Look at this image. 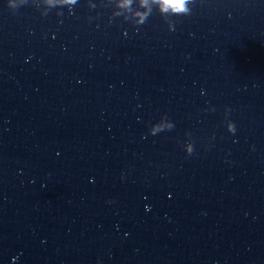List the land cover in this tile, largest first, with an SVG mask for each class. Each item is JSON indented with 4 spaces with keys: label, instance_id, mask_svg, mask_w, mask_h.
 Instances as JSON below:
<instances>
[{
    "label": "water",
    "instance_id": "obj_1",
    "mask_svg": "<svg viewBox=\"0 0 264 264\" xmlns=\"http://www.w3.org/2000/svg\"><path fill=\"white\" fill-rule=\"evenodd\" d=\"M187 7L0 0V264H264V0Z\"/></svg>",
    "mask_w": 264,
    "mask_h": 264
},
{
    "label": "clouds",
    "instance_id": "obj_2",
    "mask_svg": "<svg viewBox=\"0 0 264 264\" xmlns=\"http://www.w3.org/2000/svg\"><path fill=\"white\" fill-rule=\"evenodd\" d=\"M158 2L163 12H173L177 14H187L189 12L187 7L189 0H158Z\"/></svg>",
    "mask_w": 264,
    "mask_h": 264
}]
</instances>
